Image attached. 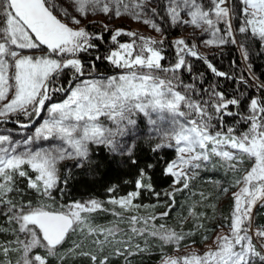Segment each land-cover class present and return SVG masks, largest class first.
I'll use <instances>...</instances> for the list:
<instances>
[{
	"label": "snow or ice",
	"instance_id": "1",
	"mask_svg": "<svg viewBox=\"0 0 264 264\" xmlns=\"http://www.w3.org/2000/svg\"><path fill=\"white\" fill-rule=\"evenodd\" d=\"M152 4L157 6L150 7ZM57 8L55 0H0V216L9 225L0 226V232L12 237L0 241V264H12V254L17 255L15 264H48V257L63 261L59 248L78 231L85 237H104L94 241L95 252L77 253L81 243L68 250V255L89 257L92 264H109V256L100 255L106 245H120L112 253L117 256L148 250L147 240L144 248L136 244L133 250L130 238H116L127 235L118 226L125 218L117 207L138 211L144 206L134 201L142 191L161 195L143 169L135 190L125 196L113 195L116 186L108 188L112 209L92 199L54 210L48 203L24 201L19 186L23 178L42 200L51 199L53 191L62 193L68 182V176L61 178L62 162L74 160L76 168L94 166L92 146L105 148L112 156H130L132 147L126 146L123 138L137 124L134 117L138 114L167 141L154 150L165 146L177 153L164 172L173 178V192L164 193L173 200L169 211L175 193L190 191L191 181L209 165L231 173L230 185L223 193L230 187L237 191L232 193L229 231L217 236L202 254L192 251L172 256L163 251L164 245L179 251L181 242L193 234L155 225L154 221L165 219L169 211L159 216H129L132 235H147L161 242L160 264H264V225L256 226L253 212L257 205L264 206V81L251 73L248 63L252 42L259 43L257 54H264V0H71L75 14L63 7L54 14ZM97 14L109 19L127 15L162 39L125 29L112 32L106 24L101 25L104 32L97 33L81 26L82 18ZM237 20L238 25L234 24ZM165 23L170 28L191 27L193 38L199 31L198 39L205 47H236L247 73L237 78L218 70L199 53L197 44L184 38L171 41L175 62L165 66ZM105 33L116 47L103 59L121 69L119 75H94L100 56L93 58L86 72L80 58L81 53L96 49L93 41L103 42ZM122 36L132 39L120 42ZM193 59L202 61L213 76L260 95L248 96L237 89L238 94L228 96L216 85L204 87V74H193ZM65 70L72 76L66 84H57ZM184 72L195 82L185 83ZM57 92L65 93L66 98L46 107ZM45 111L47 118L26 134ZM226 118L235 120L229 124ZM165 121L166 126L159 127ZM9 124L15 127H4ZM240 124L246 130L237 134ZM97 211H111L118 218L117 226H94L91 214ZM189 215L196 220L204 218L203 213L190 211ZM141 222L143 226L137 227ZM201 227L198 223L197 228ZM37 249L45 250L46 255Z\"/></svg>",
	"mask_w": 264,
	"mask_h": 264
},
{
	"label": "trees",
	"instance_id": "2",
	"mask_svg": "<svg viewBox=\"0 0 264 264\" xmlns=\"http://www.w3.org/2000/svg\"><path fill=\"white\" fill-rule=\"evenodd\" d=\"M157 6V5H156ZM155 6V7H156ZM58 13V12H56ZM125 22L122 20H117L118 25H123ZM102 24H106L105 21L101 18H94L93 20L83 19L82 27H87V30L92 33L104 32V29L101 27ZM234 24L238 25L239 21H234ZM108 26V24H106ZM168 39L165 41L167 46V51L165 53L167 60L162 62L167 66L168 64L175 62V54L171 48V41L176 38H184L189 40L192 43L193 38V29L191 27H177L170 28L168 24H164ZM112 32L116 30L108 26ZM139 35L141 32L136 30ZM196 35V33H195ZM145 36V35H143ZM147 37V36H145ZM120 42H129L132 38L128 36H122L118 38ZM162 39L161 35L157 40ZM97 44L98 47L94 50H91L89 53H81L80 58L86 66L89 65L95 56H100L102 59L96 61V72L94 74L98 75H108L113 73L116 70V67L106 62L103 57L107 56L109 51L116 47L111 43L109 39V34H104V41H93ZM260 51L259 43L252 42L250 46V58L248 63L251 64V73L258 77L261 81H264V54H257ZM205 56L214 64V66L223 72L229 73L232 76L239 77L240 73H247L246 68L243 67L239 54L236 47L232 45H226L223 48L210 47ZM235 62V63H233ZM193 65V74H204V87L210 85H216L218 89L224 92L226 95L231 96L238 94L239 92H245L248 96L260 95L253 91L252 89H246L244 86L239 84H234L232 80L225 78H217L207 69L206 65L200 60H192ZM72 76L70 70H65L60 79L56 82L57 84H66L69 81V77ZM182 79L185 83L195 82L190 79L188 73H182ZM249 83L253 82L249 80ZM65 93L57 92L53 94L52 98H59ZM243 110V107H242ZM139 127H143L140 124L141 116H135ZM20 120L25 121L24 117H19ZM227 123L231 124L234 122L235 118H226ZM11 128L15 126L12 124L5 125ZM246 126L243 124L238 125L237 130L244 129ZM132 153L131 155L124 156H112L110 155L105 148L102 147H91L92 160L94 166L85 165L82 168H76V161L67 160L61 163L60 165V174L63 179L65 176H68V182L66 186H63V192L53 191L51 199L43 198L38 196L33 190L28 189L27 181L23 178L19 181V186L23 189L24 201H32L33 204L38 202H50L56 207H65L68 203L74 202L78 199L86 197H95L100 200H104L109 197L108 188L116 186L117 191L113 195L120 196L127 194L135 190V181L139 178L140 170L143 169L147 174V177L150 179V183L153 186L155 192L161 193L165 188H167L172 182L171 176H166L165 165L173 157L174 150L168 147H161L158 150L153 146V143L150 140H147L143 136H137L134 138L131 144ZM135 160V163L132 161ZM152 165V167H149ZM70 170V171H69ZM182 191L178 194V197H182ZM164 197H156L152 192L147 190L142 191L141 195L135 200L138 203H161ZM230 198L227 197L225 202H222L217 206V211L221 216L229 204ZM161 201V202H158ZM178 200L175 197L174 206L171 207L168 217L170 218L171 223L178 221L177 218L179 212L184 211V205L181 203L177 209ZM215 205V203H213ZM212 204V205H213ZM214 207V206H213ZM213 210V209H212ZM209 211L208 213H213L215 211ZM255 224L256 226L264 225V206L257 205L254 209ZM91 217L96 222H107L109 221L111 214L104 211H97L91 214ZM91 219V220H92ZM199 223V220H194V225ZM190 223V222H189ZM170 224V223H169ZM0 226L9 227L6 223V219L3 216H0ZM197 228V227H196ZM199 231V229H197ZM197 231L191 235L194 238L195 242L200 241L197 236ZM146 240L150 243V247L146 252L136 253L131 256H117L114 254L101 253L100 255L109 256V264H156L159 258L161 257V243L157 238L146 236ZM11 236H8L6 233L0 232V241L11 239ZM94 238L92 235L85 237L81 232H77L71 235L65 243L60 246L59 253L64 255L63 261L59 260L57 257H48V264H92V261L87 256H82L79 254L68 255V250L72 248L74 243H81L82 247L77 249L76 252H91L89 250L90 243H92ZM88 241V242H87ZM164 247V246H163ZM41 255H46L45 250L37 249ZM0 259H3L0 257ZM12 264H15L17 259L16 254L10 256Z\"/></svg>",
	"mask_w": 264,
	"mask_h": 264
},
{
	"label": "rangeland",
	"instance_id": "3",
	"mask_svg": "<svg viewBox=\"0 0 264 264\" xmlns=\"http://www.w3.org/2000/svg\"><path fill=\"white\" fill-rule=\"evenodd\" d=\"M55 3L57 4L58 8H57V10H54V14H58L56 12H58V9L60 7L67 8L69 10L70 14H75L71 8V0H55ZM149 6L155 7L156 4H152ZM96 17L103 19L105 21V23L108 24V26L112 29H115V28L116 29H125V30H131L133 32H137L136 30H138L139 32H141L139 35H142V36L145 35L147 37H151V38L156 39V40L160 36V34L156 33L149 26H146L143 23L137 22L127 15L122 16L118 19H109L105 15L97 14L95 16L90 15L87 17V19L93 20ZM58 18H59V16H58ZM82 20H83V18H82ZM117 20H122L125 23L123 25H118ZM65 22H68V21L65 19ZM195 33H196L195 37H197V38H194V40H192V43L197 44L199 53L201 55L205 56V54L208 52L210 47H205L203 44L200 43V40L198 39V37H200L199 31H196ZM237 52L239 54L240 61L243 65V67L245 68V62L243 61L238 49H237ZM121 71H122L121 69L116 68V70L111 74L99 75V76L106 77V76H110V75H119ZM246 71H247V69H246ZM94 75H98V74H94ZM65 98H66V94H64L63 96H61L59 98H52L51 101L46 103V107H47L48 103L62 102V100ZM138 115L141 116L140 124L143 125V127H139L138 123L135 126H131L129 129V135L127 137L123 138V143H125L126 146L127 145L131 146L134 138H136L137 136H143L147 140H150L153 143V146L155 148L158 144L159 145H165L167 143V141L160 135V133L158 131H156L154 129V127L152 125H150L148 123L147 118L144 117L143 114H138ZM153 117L155 118V114H153ZM44 118H47L46 111L42 112L40 119L35 120L32 128H29L26 130V134H31L34 130V127L38 126L39 123H42ZM134 118L136 119V117H134ZM165 126H166V121L160 122L159 127L163 128ZM4 127H8V126H4ZM8 128H11V127H8ZM244 130H246V127L244 129L237 130V134H239V132L244 131ZM47 143L48 142H41V145H46ZM162 147H165V146H162ZM176 155H177V153L174 151V155L169 161L175 159ZM248 166H249V164L247 162H245V164L243 165V167H245V168H247ZM165 168H166V165H165ZM231 178H232L231 173H226L225 170L222 167H220L219 165H217L215 167V169L211 165H209L207 169H202L199 172V175L194 180L191 181L190 191L189 190L182 191L183 192L181 195L182 197H180V196L178 197V194L180 192L175 193L174 200L176 197L178 200V204H177V207L174 209H177L181 203L184 205V211L182 213L181 212L178 213V216H180V218L178 217L177 218L178 221H175L174 223H171L169 217H166L163 220L157 219L154 221L155 225L159 226L160 224H165L166 227L174 229L178 232L179 231H183L185 233L191 232L193 234L195 233V231H197V229H199V231H197V236L200 239V241L195 242L194 238H192L190 235L185 241L181 242L182 246H181L179 251H176L171 245H164V247H163L164 252H166L168 255H172V256L184 255L185 253L192 252V251H195V252L202 254L203 252L207 251L209 248H211L214 245V241H215L217 236L225 235L229 231V229L227 228L226 225L230 222L229 217H230L231 211H232V193L237 191V189L230 187L229 191L227 193H223L222 189L225 187H229L230 182H231ZM172 181H173V179H172ZM169 192H173V183L172 182L170 183V185L167 188H165L161 192V196L164 197L161 200L162 202L158 201L161 203H152V204L146 203L145 204V203H138V202L134 201V203L144 206V207L140 208L138 211H123L117 207L116 210L122 211L123 216L125 218L123 221L119 222L118 226L121 229H123L127 235L126 236L118 235L116 238L117 239H128V238H130V242L133 245V250H135L134 246L136 244H139L141 246V248H144L146 246L145 240L147 238L146 237L147 235L145 237H140L138 235H135V236L132 235L131 227L127 221V218L131 215H138V216H142V217H148V216H153V215L159 216V214L166 212V211H169V206L173 204V200L171 198H169L168 196L164 195V193H169ZM201 194H203V197H206V199H203ZM125 195L126 194L120 195L119 197H123ZM227 197L230 198L229 199L230 202L227 205L226 211L221 216H219L220 213L216 210L217 206L220 205L222 202H225L227 200ZM92 199L101 201L103 203L104 207H106V208L112 209L114 207L113 205L108 203L109 197L104 199V200H100V199L95 198V197H86V198L78 199L74 202H86V201H90ZM46 203L50 204L54 210H59L62 208V207H56L53 204H51L50 202H46ZM72 203L73 202L68 203L67 205H70ZM213 203H215V205ZM191 205H195V207L194 208L190 207ZM208 210L209 211L212 210L215 212L208 213ZM190 211L196 212L198 214L203 213L204 218L199 220V223L202 224L203 227L196 228L198 222L196 225H194V220H196V219L189 215ZM108 213L111 214L109 221L100 223V222H96L91 217V219H92L91 223L94 226H98V227L117 226L118 218L113 216L111 211H109ZM142 226H143L142 222H141V224L137 225V227H142ZM259 226H261V225H259ZM205 236L209 237L206 241L204 240ZM92 238H94V240L92 243H90L91 247L89 248V250L91 252H95L97 250V246L94 244V241L97 239L103 240L104 237L102 235H92ZM114 247H121V246L120 245H106L103 253L112 254L114 251ZM147 247L148 248L150 247V243L148 241H147ZM160 259H161V257L159 258V260L157 261L156 264H160Z\"/></svg>",
	"mask_w": 264,
	"mask_h": 264
}]
</instances>
